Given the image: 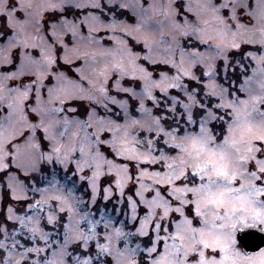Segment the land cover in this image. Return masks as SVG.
Masks as SVG:
<instances>
[{"label":"snow or ice","instance_id":"obj_1","mask_svg":"<svg viewBox=\"0 0 264 264\" xmlns=\"http://www.w3.org/2000/svg\"><path fill=\"white\" fill-rule=\"evenodd\" d=\"M67 9L98 12L46 28ZM0 17V67L19 49L0 72V191L32 201L7 207L0 264H264V0H0ZM244 44L260 50L229 55Z\"/></svg>","mask_w":264,"mask_h":264},{"label":"rangeland","instance_id":"obj_2","mask_svg":"<svg viewBox=\"0 0 264 264\" xmlns=\"http://www.w3.org/2000/svg\"><path fill=\"white\" fill-rule=\"evenodd\" d=\"M52 2L53 3H58L59 2V0H52ZM82 2H86V0H82ZM101 2L102 3H104L105 2V0H101ZM128 3V4H135L136 3V0H117V3ZM161 2H163V3H166L167 2V0H161ZM192 2H193V6L195 7V4H196V0H192ZM145 6H147L146 4H145ZM84 10H87L88 12H98V10H94V9H84ZM66 11H68V13H66V15L67 14H73L74 12H72V10H66ZM65 11V12H66ZM128 12H129V14H131L132 16H133V18H134V20L136 19V16L133 14V11L131 10V9H129V10H127ZM136 11H139V9H136ZM88 12L86 13V14H88ZM119 12V11H118ZM117 12V13H118ZM58 13H60V11L59 10H55V11H47V12H45L44 13V16H45V26H46V28H47V21L49 20V19H56L57 17L56 16H54L55 14H58ZM60 14H65V13H60ZM86 14H78V16L76 17L75 15H72L71 17H67L68 19H82V17H83V15H86ZM189 16H190V18H191V16H192V14H188ZM102 18H104V19H110V17H102ZM119 19H121V18H119ZM244 19H247V17H244ZM124 20H127L128 22H132V21H130V20H128V19H125L124 18ZM133 20V21H134ZM0 23H3V17H0ZM82 32H83V34H87V25H84V26H82ZM29 33L30 34H32V35H35V32H34V29H32L31 27L29 28ZM99 35H103L104 33L103 32H100V33H98ZM119 34V33H118ZM48 39H52L51 38V36H50V33H48ZM64 39H65V41L66 42H69V41H71V35L69 34V35H67V36H65L64 37ZM4 43V41H0V45H2ZM244 45H246V44H244ZM243 46V45H242ZM257 46H259V45H257ZM70 47H71V44H70ZM57 48H58V51H57V55L59 56V55H61L62 54V51H63V49H62V47L60 46V45H57ZM201 50L203 51L204 49H203V47L201 48ZM19 51V49H16V50H14L13 51V59L16 61V63L14 64V65H12V66H7V65H5V66H3V67H0V72H5V71H8V70H15V68H16V66L18 65V63H19V60H18V58H17V56H16V52H18ZM29 51H33L34 52V54L38 51V50H33V49H29ZM230 54V53H229ZM221 62V61H220ZM59 64H60V68H61V70H63V71H65L70 77H72V78H74V79H78L79 77L73 72V71H71V69L73 68V67H75V66H80V65H82V61L81 60H76L75 62H74V64L73 65H65L64 63H63V61L62 60H60L59 61ZM65 67V68H64ZM70 67V68H69ZM252 67H255V64H254V62H252ZM251 67V68H252ZM248 68V67H247ZM251 68H250V71H251ZM86 74H90V73H86ZM169 74L170 75H172V74H174V73H170L169 72ZM250 74V73H249ZM156 77V76H155ZM157 79L159 78V72H158V76L156 77ZM28 79H34V77H28V76H25L24 77V80H28ZM52 78L51 77H49V80H51ZM207 79V78H206ZM48 81H46V83H47ZM186 82V81H185ZM16 83H20V81H12L11 82V84H16ZM111 83H112V81L110 80L109 81V85H111ZM187 83V82H186ZM85 84H87V82H85ZM124 84H125V86H129V85H137V91H140V87H139V85L141 84V82L140 81H131V80H125L124 81ZM170 91V95H180V98L181 99H186L185 97H183V95L181 94V93H179L176 89H170L169 90ZM112 94L113 95H116L117 96V98L118 99H126L127 98V95L128 94H125V93H119V94H117L116 92H115V90L113 89L112 90ZM155 94L158 96V97H161L162 99H164L165 97H162V94L159 92V90L157 89V90H155ZM167 98V97H166ZM168 99V98H167ZM167 99H164V100H167ZM73 103H84V104H86L87 102H84V101H79V102H77V101H73ZM131 103V102H130ZM110 107H112V108H116V106L115 105H110ZM138 107H139V105H138V103H137V107H136V109H138ZM146 107H148V108H152V103L150 102V101H146ZM118 110V109H117ZM156 111H159L158 109H153V113L155 114L156 113ZM101 114L103 115L104 113H103V111L101 110ZM133 114L137 117V118H140L141 117V113H139V111L138 110H135V112H134V110H133ZM143 135V134H142ZM118 162H122V161H118ZM141 167H145V168H149L150 170H153V169H156V168H159V165H153V166H149V165H141ZM9 171H15V172H17V174L19 175V177H20V179L21 180H26V177L23 175V173L22 172H19L18 170H16L14 167L13 168H10L9 169ZM131 171H132V173H133V175L135 176V174H136V169L133 167L132 169H131ZM4 176V173H0V177H3ZM109 179H115V177L113 176V177H103L102 179H101V187L103 188L105 185H106V183L109 181ZM135 187H136V185H135V183H134V181L133 182H130L129 183V185H128V187L125 189V195L127 196V195H129V194H134V189H135ZM113 191H114V195L110 198V200L108 201V208H109V211H111V208H112V205L114 204V202H115V200L117 199V197H118V192L116 191V189H115V187L113 188ZM31 195V194H30ZM147 195H149V196H151L152 195V193L151 192H149V193H147ZM37 199L39 198L38 196L36 197ZM30 202H32L31 200H28V201H25V200H21V201H14V200H12V198H11V194H10V190L9 189H7V188H5L3 191H0V226H6L10 231H11V229H13V228H18L19 227V225H18V222H13V221H9L8 219H7V207L9 206V205H12L15 209H16V212L18 213V214H23V212L25 211V206L28 204V203H30ZM53 203L55 204L56 202L55 201H53ZM97 206H102V204H101V202L100 201H98V205ZM127 210V203L125 202V205L122 207V209H121V211H126ZM144 211H145V209L143 208V207H141V209H140V213H141V215H143L144 214ZM66 214H61V217H62V219L64 218V216H65ZM122 218V217H121ZM42 225L46 228V229H48V230H50V227L51 226H49V225H47V223H46V221H44V222H42ZM0 239H3V234L2 233H0ZM16 239H18V240H20L22 243H25V244H28V246H31V244H30V242H28V241H26V239H25V237L23 236V235H17V237H16ZM37 243H39L41 246H43V242L42 241H37ZM56 247V245H53V248H55ZM18 251H23V249L22 248H19V246H18ZM50 254H51V249H49L48 250V256H49V258H50ZM0 255H2V250H0ZM30 255V257L32 258V259H34L35 258V256H34V254H29ZM23 264H30V262H29V260H25L24 262H23Z\"/></svg>","mask_w":264,"mask_h":264},{"label":"trees","instance_id":"obj_3","mask_svg":"<svg viewBox=\"0 0 264 264\" xmlns=\"http://www.w3.org/2000/svg\"><path fill=\"white\" fill-rule=\"evenodd\" d=\"M67 10H72V12H74L73 14L71 13L70 15L66 13H68V11L64 12L65 14H55L54 16H56L57 18L61 17L62 15L63 16H67V17H71L72 15H75L76 17L78 16V14H86L88 11L87 10H83L82 12L81 11H77V10H73V9H67ZM117 17L118 18H121V19H128L130 21H133L134 18L131 14H129V12L127 10H120L118 13H117ZM140 46H137V48L139 49ZM245 50H253V51H258L260 50V46H257V45H243L241 47V50L239 52H237L236 50H233L232 52H230L229 55L235 57L236 59H239L240 55L245 51ZM219 63H223V61L219 62ZM157 68H160L161 70H167L168 69V66H163V65H158V66H155ZM246 67H248L249 69V73H250V68L252 67V62L249 63V64H246ZM65 68V67H64ZM70 68V67H69ZM175 70H171L169 71L170 73H174ZM239 71V70H238ZM155 76L157 77L158 76V72L155 73ZM206 80V78H204ZM186 82L187 79H185ZM193 86H196V82H192L189 87H193ZM164 99H167L166 97ZM136 107H137V103H136ZM135 112V110H134ZM158 112V111H156Z\"/></svg>","mask_w":264,"mask_h":264},{"label":"water","instance_id":"obj_4","mask_svg":"<svg viewBox=\"0 0 264 264\" xmlns=\"http://www.w3.org/2000/svg\"><path fill=\"white\" fill-rule=\"evenodd\" d=\"M255 245L264 247V236H260L259 234L256 235L254 239V246Z\"/></svg>","mask_w":264,"mask_h":264}]
</instances>
